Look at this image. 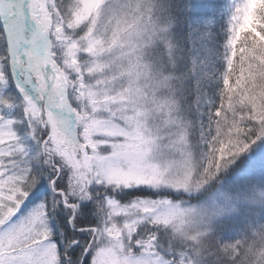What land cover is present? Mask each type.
Wrapping results in <instances>:
<instances>
[{
	"label": "snow or ice",
	"instance_id": "snow-or-ice-1",
	"mask_svg": "<svg viewBox=\"0 0 264 264\" xmlns=\"http://www.w3.org/2000/svg\"><path fill=\"white\" fill-rule=\"evenodd\" d=\"M0 264H264V0H0Z\"/></svg>",
	"mask_w": 264,
	"mask_h": 264
}]
</instances>
